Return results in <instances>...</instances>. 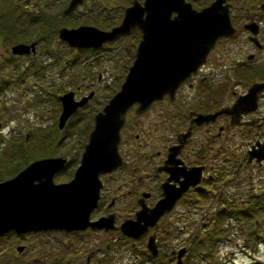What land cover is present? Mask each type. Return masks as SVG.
<instances>
[{"label": "rangeland", "instance_id": "obj_1", "mask_svg": "<svg viewBox=\"0 0 264 264\" xmlns=\"http://www.w3.org/2000/svg\"><path fill=\"white\" fill-rule=\"evenodd\" d=\"M68 1L0 0V20H15L17 26H21L17 29L21 31L19 36L29 37L18 42L7 35L0 37V83L2 82L3 87L0 91V180L13 176L34 159L45 156H63L68 159V164L54 175L53 181L56 183L68 181L79 162L75 158H78V155L80 158L87 134L91 129L93 115L119 88L127 67L133 59L132 54L136 44L132 45L126 39L129 33L102 44L98 47L101 50H98L97 53L90 50L85 51L82 54L83 57H80L82 63L75 64L73 68H79L80 75L84 74L86 79L79 87H70L64 91L73 90L76 99L90 91H92V95L66 119L63 127L58 129L56 123L60 112V103L57 99L52 100L44 93V89L47 88L46 84L53 82L44 76L46 71L45 69L43 71V62L45 59L40 52L41 44L39 42L41 34L56 36V33L47 30L46 27L40 28V14L47 13L51 17H55L56 29L80 24L109 29L119 22L123 9L131 2V0H81L71 13L64 14V16L59 15V13L63 15L62 10ZM187 1L193 8L199 9L211 0ZM195 1L204 3V5H198ZM245 1L227 0L231 5L233 15L230 20L236 33L217 40L202 67L198 70L197 76L188 80L194 85L192 89L187 87V83L179 87L175 94L178 97L176 98L178 106L172 109L173 112L186 111L185 108L193 107L192 105L200 107L204 103L210 104L215 99L225 96L229 88L233 87L228 71L225 72L228 70V66L236 63H255V59L249 60L250 58L247 56L252 52L255 54L254 50H259L249 47L245 39L246 34L244 35L245 32L243 33L239 24L244 18V9L249 8V6H244ZM259 2L260 0H255L256 4ZM118 3L121 4L117 5ZM57 5H59L58 16H55ZM240 7L241 11L238 9ZM114 9L116 12H113ZM109 10L110 12H108ZM110 16L113 18L110 19ZM48 23L44 22V24ZM259 25L261 27V22ZM238 30L240 33H237ZM263 38L259 32L258 39L261 43L264 42ZM31 41L36 42L34 53L22 55L10 53V46L13 44L19 42L28 44ZM52 51L54 52V49ZM257 54L262 55L264 51H259ZM47 55L50 56L49 53ZM218 64H222L224 68L220 74L215 72L214 66ZM53 69L56 70V66ZM247 71L245 73L248 74ZM49 73L51 72L49 71L46 75ZM250 76L255 77L256 74ZM241 79L248 81L250 77L246 75ZM197 80H199L198 83H196ZM200 84L204 87L199 88ZM200 89L203 90L201 93ZM234 90H238V88L235 87ZM64 91H60L58 95ZM219 92L222 95H219ZM192 95H204L208 97V100L202 103L189 100L192 105L189 104L183 109L184 98ZM154 111L156 109L150 106L146 111L137 115L132 110L128 112L121 134L123 141L119 143L118 149H121L125 144L150 143L151 118ZM173 128L171 126V129ZM139 129L142 132H139ZM164 131L167 132L168 129L162 127L161 132ZM159 132L157 131V135L160 134ZM135 133L140 135L136 140L133 139ZM72 159H75L74 162ZM233 182L236 184V180ZM235 184L234 186H236ZM107 202L108 200L104 201L98 210L93 212L94 208L91 211V218H93L91 220L114 211L113 207L106 209ZM204 206L203 204L202 207ZM117 213L119 214V212ZM122 217L119 214L117 220L114 221L116 226ZM166 218L168 220L164 222L169 224L168 233L166 235V225L163 223L160 236L174 247L178 246L177 243L187 247L190 243L188 237H192L190 234L198 233L197 238L194 239L198 242L197 250L187 249L184 254L185 264H264V215L260 213L252 215L233 213L223 216L217 224L215 220L213 222L209 220L210 223L206 224L205 222L206 225L203 224V227L200 222L198 223L201 218L200 214L185 213L181 216L175 214ZM59 234V230L54 229L23 234L10 231L3 234L0 236V264H71L70 261L64 262L70 258L74 262L77 255L75 252L68 253L57 250V248L65 249L66 245V237H60V243L57 242ZM110 236L114 237V234L108 233L107 237ZM89 238L95 243L92 239L94 237ZM72 245L67 246L74 248L80 246L77 240L72 241ZM16 246H22V248L17 251ZM16 255L18 256L15 257ZM59 256L63 261L61 263H57ZM120 260L122 261L120 262ZM120 260H118V256L115 259L114 257L108 258L106 264H130L124 257H121ZM170 264H174V259Z\"/></svg>", "mask_w": 264, "mask_h": 264}, {"label": "water", "instance_id": "obj_2", "mask_svg": "<svg viewBox=\"0 0 264 264\" xmlns=\"http://www.w3.org/2000/svg\"><path fill=\"white\" fill-rule=\"evenodd\" d=\"M80 1L69 0L63 13H70ZM261 6L264 7V3ZM243 27L256 35L255 22L245 23ZM132 30L139 32L133 59L119 88L93 115L91 129L71 178L54 182L53 177L63 168L66 158L45 156L30 161L13 176L0 180V236L10 231L23 234L52 229L78 231L89 227L104 231L118 229L120 236L135 238L154 225L187 186L198 181V175H194L196 168H188L180 185L165 189L153 208L141 207L133 219H125L118 226L114 224V213L94 220L89 218L97 206L100 176L122 164L118 146L127 112L133 109L135 113H142L163 96L173 100L176 89L196 73L216 41L233 34L235 28L230 22L227 0H211L199 9L193 8L187 0H131L123 9L119 22L109 29L83 24L62 26L57 29L56 36L70 48L95 49ZM250 39L258 45L254 37ZM35 44V41L15 43L10 46V53H34ZM263 88L264 81L253 83L230 107L213 113L191 114L197 122H206L220 113L236 114L247 102L254 108L255 94ZM91 95L92 91L76 99L73 90L58 95L57 128L61 129L66 119ZM15 248L19 251L22 246ZM146 248H151V255L156 253L152 235L147 238ZM183 252L184 248L177 250L175 264H181ZM87 260L88 256L84 264Z\"/></svg>", "mask_w": 264, "mask_h": 264}, {"label": "flooded vegetation", "instance_id": "obj_3", "mask_svg": "<svg viewBox=\"0 0 264 264\" xmlns=\"http://www.w3.org/2000/svg\"><path fill=\"white\" fill-rule=\"evenodd\" d=\"M250 1L244 2V6H249V8L244 9V18L239 24L243 33L245 32L244 35L246 34L245 39L249 47L264 51V42L261 43L258 39L259 32L261 38L264 37V7L261 6L264 0H260L257 4H251ZM238 9L241 11V7ZM232 15L229 3L230 19ZM250 21L257 23L255 36L243 27ZM237 33H240V30ZM251 37L257 40L258 45L251 41ZM254 51L255 54L249 53L251 54L249 60L255 59V63H236L225 70V72L228 71L230 82L233 85L227 94L210 104L204 103L198 106L199 110H186L179 114L173 112L172 109L178 106L176 95L173 100L163 96L160 100L152 102L150 106L156 111L152 113L151 118V143L125 144L118 149L122 164L100 177L101 189L97 206L93 212L108 200L106 209L113 207L112 213L115 215V221L119 214L123 216L116 223L120 224L125 219H133L135 212L141 207L153 208L163 197L165 189H174L180 185L187 175L188 168H196L194 175H198V181L194 185L187 186L172 206L163 211L155 224L149 226L146 232L137 237L120 236L118 229L104 231L86 227L78 231L59 230L57 242L60 243V237H66V245L65 249L57 248L58 251L75 252L77 255L74 258L75 264H83L87 256L86 264H106L108 258L114 257L115 259L116 256L118 260L121 257L128 259L130 264H170L173 259L175 262L177 250L184 248L181 256V264H183L187 247L179 243L177 247H174L160 236L162 225L168 220L166 217L175 214L181 216L185 213L200 214L201 218L198 223L200 222L203 227V224L210 223V216L217 213L228 216L233 213L264 215V88L256 92L254 108H251L252 105L247 102L240 106L236 114L220 113L206 122H197L194 114H191L192 112L213 113L221 108L230 107L251 84L263 82L264 54L259 55L257 54L259 51ZM200 67L179 87L187 83V87L192 89L194 85L188 80L197 76ZM214 67L218 74L223 72L222 64ZM254 74H256L255 77L250 76ZM246 75L250 79L242 81L241 78ZM217 77L220 76L217 75ZM198 82L199 80L196 81ZM235 87L238 90H234ZM202 91L200 89V93ZM220 92L223 93L222 90ZM189 100L202 103L208 100V97L192 95L186 96L183 101L190 102ZM171 126L174 128L171 129ZM162 127L167 128L168 131L161 132ZM157 131H160V134L157 135ZM138 135L134 134L133 139L139 138ZM128 157L132 160L129 161ZM258 157L260 158L257 160ZM78 158L75 159L78 161ZM75 159L72 161L74 162ZM203 204L204 207H202ZM91 215L92 212L89 218L93 219ZM165 225L167 235L169 224L165 223ZM108 233H113L114 237L108 238ZM151 235L156 247L154 255H151V248H146L147 238ZM89 237H94L92 239L95 243ZM74 240H77L79 247L67 246H73L72 241ZM58 258L57 263L63 262L60 256ZM70 259L64 263L70 261L74 264Z\"/></svg>", "mask_w": 264, "mask_h": 264}, {"label": "trees", "instance_id": "obj_4", "mask_svg": "<svg viewBox=\"0 0 264 264\" xmlns=\"http://www.w3.org/2000/svg\"><path fill=\"white\" fill-rule=\"evenodd\" d=\"M195 2H197L198 5H204V3H200L198 1H195ZM250 3L256 4L255 0L254 1L251 0ZM120 4L121 3H118L117 5H120ZM58 7H59V5H57L55 7V11H56L55 16H58V12H57ZM115 9H117V7H115ZM115 9L113 10V12H116ZM108 12H110V10ZM59 15L64 16V14L62 15L61 13H59ZM109 18L112 19L113 17L110 16ZM55 19H56L55 17H51L47 13H45L44 15L40 14V18H39L40 28L46 27V28H48L47 30L56 33V30H57L56 26L57 25H54ZM44 22H49V23L44 24ZM19 26H17L15 20H8V19H4L3 21L0 20V37L7 35L8 37L14 38L15 40H17V42L23 38L28 39L29 37H23V36L20 37L19 36V33L21 34V31L17 30L18 28L21 27V26L20 27ZM128 35H127L126 39L129 40L130 44L135 45L138 38H139L138 31L132 30ZM39 42L41 44L40 52H42V57L45 59V62H43V64H44L43 71L45 69L46 73H48L49 71L51 72L47 75L45 73L44 76H45V78H49L50 82H53L50 84H46L47 88L44 89V93L47 97L51 98L52 100L57 99V95L60 91H64L70 87H79V85L86 79V76L84 74L80 75V73H79L80 69L79 68H76V69L73 68L75 66V64L78 65V64L82 63V61L80 60V57H83L82 54L88 50L94 51L95 53H97L98 50H101V48H97V49H90L89 48V49H80V50H75L73 48H69L64 43L60 42L57 39V36H54V34H49V35H46L44 33L41 34L39 37ZM52 44H53V46H52ZM53 49H54V52L52 51ZM47 53H49L50 56H48ZM132 56H133V54H132ZM54 66H56V70L53 69ZM83 66H85V65H83ZM54 81H56V82H54ZM1 83H0V91L3 88ZM201 87H204V86L199 85V88H201ZM189 104H191V103H189V102L183 103V109ZM192 106L193 107L185 108V109L186 110H192V109L199 110L198 107H194V105H192ZM177 113L179 114L180 112H177ZM135 115H137V114H135ZM125 123H126V121H125ZM123 128L121 130V134H122ZM139 132H142L141 129H139ZM138 137H140V135H138ZM122 141H123V139L121 136V142ZM149 142L151 143V138L149 139ZM23 155H25V152H23ZM127 159L129 161L132 160L131 157H128ZM67 164H68V162H66L65 166ZM65 166H64V168H65ZM223 216L225 217L227 215H222V214L217 213L216 215L210 216V220L212 222L215 220V223L217 224ZM197 234L198 233H196V232L193 233V235L190 234L192 237L191 238L188 237V240L190 243L188 244L187 249L189 248V249L197 250L198 242H196V240L194 241V239L197 238ZM110 259H112V258L110 257Z\"/></svg>", "mask_w": 264, "mask_h": 264}]
</instances>
